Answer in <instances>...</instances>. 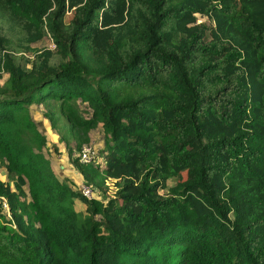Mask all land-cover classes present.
Instances as JSON below:
<instances>
[{"label":"trees","instance_id":"16d2710c","mask_svg":"<svg viewBox=\"0 0 264 264\" xmlns=\"http://www.w3.org/2000/svg\"><path fill=\"white\" fill-rule=\"evenodd\" d=\"M3 74L0 264H264V0H0ZM33 104L114 194L59 176Z\"/></svg>","mask_w":264,"mask_h":264},{"label":"rangeland","instance_id":"374dc122","mask_svg":"<svg viewBox=\"0 0 264 264\" xmlns=\"http://www.w3.org/2000/svg\"><path fill=\"white\" fill-rule=\"evenodd\" d=\"M70 17L71 12H67L65 15V20L67 21ZM197 19L198 21L208 22V18L200 14H197ZM49 42L50 39L46 36L42 40L38 41L35 45L38 47L47 46ZM6 76V74H3V77L0 78V82H2L6 78ZM76 106L78 109H82L83 111H85L82 113V115L86 117V114H88L86 104L78 102ZM49 108V106H44L42 104H33L30 106L32 116L39 123V126L46 137V148L43 152L50 159L53 168L58 172V174L61 177L65 178L73 188L78 189L79 185L81 184V178L76 172V169L67 154V147L61 141L64 135L67 136L70 134L68 131L69 122L67 118L57 109V111H54V115L57 117V123L55 125H52L49 118L45 114V112ZM88 135L89 141L88 143L83 144V146H89L95 155L98 153L101 155V149L103 146V130L101 124H98L96 127L91 129L88 132ZM72 143L73 140L70 139V144ZM52 144H54L57 148L54 149ZM77 153L78 151H74L73 155H77ZM183 177L184 176H182V178ZM0 179L7 180L6 170L2 164H0ZM175 182L176 178H169L167 180V188L169 186H173ZM95 189L98 192V196L102 198L107 197L109 194H114L115 191L114 185L110 182L108 183V186L100 188L101 192L98 188ZM165 190L166 189L162 191ZM76 208L82 209L83 205L78 201L76 204Z\"/></svg>","mask_w":264,"mask_h":264},{"label":"built area","instance_id":"2783aa9c","mask_svg":"<svg viewBox=\"0 0 264 264\" xmlns=\"http://www.w3.org/2000/svg\"><path fill=\"white\" fill-rule=\"evenodd\" d=\"M47 37H49L50 42L47 46L54 49L55 43L50 33H47ZM78 156L81 162H88L91 160L100 161L98 155H95L89 146H83L78 152ZM79 192L87 197V198H99L97 190L89 184L82 182L78 187ZM2 205L4 208H7V203L5 200L2 201Z\"/></svg>","mask_w":264,"mask_h":264},{"label":"crops","instance_id":"0c3cea01","mask_svg":"<svg viewBox=\"0 0 264 264\" xmlns=\"http://www.w3.org/2000/svg\"><path fill=\"white\" fill-rule=\"evenodd\" d=\"M56 172H57V171H56ZM76 172H77V171H76ZM57 173H58V172H57ZM77 173H78V172H77ZM78 174H79V173H78ZM59 176H60V175H59ZM79 176H80V175H79ZM80 178H81V176H80ZM82 182H84V181H83V179L81 178V179H80V183H82Z\"/></svg>","mask_w":264,"mask_h":264}]
</instances>
